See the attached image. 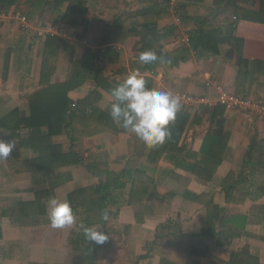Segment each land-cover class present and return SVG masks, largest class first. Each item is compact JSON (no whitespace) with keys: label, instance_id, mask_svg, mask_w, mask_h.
<instances>
[{"label":"crops","instance_id":"obj_1","mask_svg":"<svg viewBox=\"0 0 264 264\" xmlns=\"http://www.w3.org/2000/svg\"><path fill=\"white\" fill-rule=\"evenodd\" d=\"M181 1L186 4L184 18L177 9ZM162 4L169 14L154 25L165 33L164 53L188 45L190 34L203 27L217 31L216 54L197 58L193 52L172 67L160 61L152 69H140L138 32L150 19L137 12ZM260 7V0H20L8 12L0 11V140L15 143L8 159L0 160V264H74L69 238L81 222L87 226L81 203L88 193L72 200L71 195L102 184L109 187L104 211L110 219L87 227L100 228L109 238L102 245L85 241L95 249L94 264H185L193 247L206 249L200 264H235L234 255L243 247L264 264V214L251 209L264 205L259 189L264 181V116L236 108L221 114L215 108H196L188 113L176 145L165 142L152 149L120 127L116 134L98 131L76 141L64 128L51 143L63 153L73 151L79 161L43 172L32 171L35 153L19 145L30 134L22 122L30 116L28 97L46 83L66 81L73 64L86 55L91 68L68 92L70 108L79 116L90 112L84 102L90 93L97 92L100 109L111 101L95 82L97 70L108 83L138 71L152 78L157 90L213 93L206 86L212 80L237 94L240 55L264 62ZM16 13L26 17V24L14 18ZM44 26L59 30L60 43L56 58L48 62L51 73L48 67L42 75L47 35L36 31ZM251 74L240 88L264 102V76ZM216 140L222 141L221 162L211 174L196 175L201 172L197 167L205 166L200 155ZM50 197L70 203L76 224L49 226ZM210 200L221 215L208 223L205 203ZM37 203L44 212L24 217L23 225L7 214Z\"/></svg>","mask_w":264,"mask_h":264},{"label":"trees","instance_id":"obj_2","mask_svg":"<svg viewBox=\"0 0 264 264\" xmlns=\"http://www.w3.org/2000/svg\"><path fill=\"white\" fill-rule=\"evenodd\" d=\"M18 1L20 0H0V11L4 13L8 12ZM57 1L60 2V0ZM260 5L261 7L257 15L259 17H264V0H260ZM185 8V2H179L177 9L179 10L180 15L184 12ZM144 14V17L149 15L150 20L149 22L143 23L141 31L138 32L141 44L139 51L153 50L157 53L158 57H161L162 59H158L151 64H137L140 69H152L160 61H163L167 66L172 67L181 61L187 60L193 52L197 58H207L216 54L218 38L217 31L215 29L207 31L203 27H200L193 34H190L188 45H184L172 53H164L162 51L161 41L165 38V33L160 32L154 24L158 19L168 16V5L162 4L151 6L147 7L146 10L142 9L137 12V15ZM181 17L184 18V15L182 14ZM116 23L117 22H115V24ZM240 40L241 39H238L239 43ZM59 43L60 41L57 36H46L42 60V75L48 67L50 68L48 74L51 73L52 64H49L48 62L50 59L56 58ZM89 60L90 56L86 55L83 60L75 62L72 66L69 78L66 81L56 84L46 83L28 97L30 116L28 119L22 120V122L24 126L30 129V134L26 139L19 140V145L28 147L35 153V157L29 163L32 171L43 172L44 170L57 168V166L60 165L74 164L79 161L78 156L73 151L63 153L59 147L51 143L52 136L58 134L64 128L71 131L72 141H76L82 136H88L98 131H109L114 134L118 133L119 126L112 121L107 108L100 109L96 106L97 92L90 93L85 98L84 102L89 103L91 106L90 112H81V116H79L75 110H71L70 108L68 92L78 87L85 79V76L91 68V65H88ZM137 62H139L138 59ZM251 73H262L264 76V62L249 61L242 58L240 55L238 64L239 85L237 95L247 96L245 91H242V88L240 87L242 86V83L252 75ZM94 79L96 84L99 86L103 85L107 92L123 81L120 80L108 83V81L102 78L99 70L95 71ZM144 79L147 82V86L152 88L153 79L150 77H145ZM224 110H226V107L217 106L214 111L221 114ZM188 117V113H184L180 110L175 122L170 126L171 136L165 141L166 145L177 144L187 123ZM42 128H46L45 131H43ZM81 129H85L86 132H81ZM220 145H222V141L216 140L211 144L208 151H205L200 155V162L205 166L197 167L200 168L201 172H195L193 170L196 175L207 176V174H211L219 165L222 160V154L218 150ZM47 159H52L53 162L51 160V164H45ZM119 185L123 186V183H119ZM132 189L135 191L134 188ZM259 189L261 194L264 195V181L259 185ZM108 192L109 187H107L106 184H102L95 188L77 190L71 195L72 200L74 197L88 193L87 201L85 200L81 203L84 210L83 221L87 226L94 224L95 222L103 224L104 220L101 218V212L104 211ZM198 199H200V197ZM205 204L207 205L208 211V223L213 222L214 217L219 219L221 209L217 208V206H213L211 200L207 201ZM25 206L26 204L19 205L20 208L16 212H7L8 216L15 219L19 225L25 224L23 221L24 217L44 212L42 207L38 210L40 207L39 203H37V205L31 204ZM211 207L215 210V216L211 215ZM251 209H258L264 214L263 204L255 205V207L253 206ZM27 211H29L28 214ZM85 241L88 240L85 238L81 228H79L78 231L72 232V236L69 238V245H71L73 252L75 253L76 259L74 260V264H94L96 258L95 249H92V247L87 245ZM205 255L206 249L193 247L189 252L190 258L185 264H200L201 258ZM234 257L235 264H260L257 258L250 255L248 247H243L239 253L234 255Z\"/></svg>","mask_w":264,"mask_h":264},{"label":"clouds","instance_id":"obj_3","mask_svg":"<svg viewBox=\"0 0 264 264\" xmlns=\"http://www.w3.org/2000/svg\"><path fill=\"white\" fill-rule=\"evenodd\" d=\"M158 59L153 50L139 53L141 64H151ZM111 101L107 106L112 121L134 134L147 148L152 149L165 143L171 136L170 126L175 122L182 108L181 99L170 91L149 88L146 80L138 71H133L109 91ZM15 148L14 141L0 140V160H6ZM46 215L49 226L53 229H63L76 224V215L67 200L50 197L46 204ZM104 221L110 219L108 212H101ZM83 230L89 242L102 245L108 240V235L97 227H87L82 222Z\"/></svg>","mask_w":264,"mask_h":264},{"label":"built area","instance_id":"obj_4","mask_svg":"<svg viewBox=\"0 0 264 264\" xmlns=\"http://www.w3.org/2000/svg\"><path fill=\"white\" fill-rule=\"evenodd\" d=\"M176 0H170L171 3ZM21 23L26 24V17L18 13L14 15ZM37 35L56 36L59 30L53 26L40 27L36 31ZM207 88H213V93L194 94L185 91H176L174 95H178L181 99L184 113H190L196 108L206 107L215 108L224 106L226 108H236L241 111L256 114L260 117L264 116V102H261L251 96H239L234 92L226 90L220 83L216 81H206ZM74 106V103L72 104Z\"/></svg>","mask_w":264,"mask_h":264}]
</instances>
